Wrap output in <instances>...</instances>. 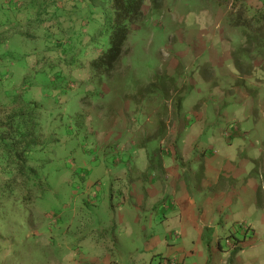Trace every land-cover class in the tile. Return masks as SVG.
I'll return each mask as SVG.
<instances>
[{"label":"rangeland","instance_id":"rangeland-1","mask_svg":"<svg viewBox=\"0 0 264 264\" xmlns=\"http://www.w3.org/2000/svg\"><path fill=\"white\" fill-rule=\"evenodd\" d=\"M231 2L163 0L160 10L149 11L150 1L145 0L147 16L129 34L109 74L91 65L107 44L102 47V40L99 42L91 32L82 37L80 26L76 35L67 31L72 42L59 43L54 37V44H58L55 49L47 36L31 37L23 43L7 41L9 54L5 44L0 47V105L12 104L13 99L15 105L11 107H27V101L33 102L37 136L26 162L28 181L24 187L0 193V264L66 263L69 251L72 264L84 263L83 255L91 257V251L82 250L78 243L91 235L80 236L77 222L88 217L96 205L87 203L88 211L83 215L73 202L82 176H89V166L96 158L106 166L111 165L107 159L138 169L160 164L158 135L169 127L195 75L204 77L212 72L203 79L212 86L219 82L212 62L223 45L210 33L212 25L226 17L229 27H234L226 34L231 41L225 45L234 66L233 50L246 47L252 41H246L248 36L263 41L248 27L229 22L234 12ZM99 17L96 29L103 22L102 15ZM192 29L197 36L189 38ZM245 54L244 50L239 56ZM250 55L255 56L253 67L256 62L257 75L252 77L264 79V52L259 55L250 48L246 57ZM244 76L239 73L230 82L219 75L227 93L236 86L245 87ZM24 78L29 82L17 88V80ZM20 93L21 97H16ZM262 96L264 99V91ZM194 169L198 170V165Z\"/></svg>","mask_w":264,"mask_h":264},{"label":"crops","instance_id":"crops-1","mask_svg":"<svg viewBox=\"0 0 264 264\" xmlns=\"http://www.w3.org/2000/svg\"><path fill=\"white\" fill-rule=\"evenodd\" d=\"M258 1L264 9V0ZM26 6V13L10 21L0 12L2 36L14 41L25 27L40 38L50 28L61 43L72 36L67 31L77 34V26L82 37L92 33L101 15L90 0H37ZM37 10L42 15L35 19ZM61 13L64 18H57ZM229 26L225 17L210 32L223 45L212 62L219 82L212 86L195 75L169 127L158 135L160 164L138 169L116 159H107L106 166L96 158L89 176H82L73 202L83 215L87 203L96 205L77 222L80 236L91 235L78 241L91 251L82 264H162L165 257L177 264H264V79L252 77L254 62L243 78L245 87L224 91L219 75L232 82L239 74L225 47L234 28ZM188 32L189 38L197 36L194 29ZM239 222L251 232L244 235ZM68 253L69 260L59 264H72Z\"/></svg>","mask_w":264,"mask_h":264},{"label":"trees","instance_id":"trees-1","mask_svg":"<svg viewBox=\"0 0 264 264\" xmlns=\"http://www.w3.org/2000/svg\"><path fill=\"white\" fill-rule=\"evenodd\" d=\"M37 0H0V12L4 14L6 19L11 20L14 14L18 12H27V3ZM99 9V13H102L103 22L99 29L93 30L92 36L95 34L97 40L102 44V47L107 44V47L91 60V65L109 74L116 64L118 63L122 52L125 49L126 41L129 34L135 30L141 22L144 21L147 16L143 11V4L145 0H90ZM109 1V5L106 4ZM149 11H158L163 7V0H149ZM226 2V0H220V2ZM18 3V4H17ZM17 4V5H16ZM232 9L229 16V22L233 25H243L248 27L253 33H256L258 37L263 41L257 42V38L254 36H248L252 41L248 42L246 47H240L238 50H233L234 63L237 67L240 76L249 74L253 65L252 59H255L254 55L246 57V54L251 50L257 51L260 55L264 52V9H262L263 2L259 5L258 0H232ZM64 6L61 7L63 9ZM35 19H38L42 15L41 10H37ZM57 11L55 12V14ZM111 18L108 19V16ZM64 14L61 13L57 18H64ZM38 17V18H37ZM26 28L22 27L20 33H16L14 40L26 41V39L33 37L26 33ZM62 30V29H61ZM87 31V29H86ZM90 31L88 30V35ZM49 37L54 44L53 39L57 40L53 29H45L42 37ZM95 37V36H94ZM7 41H11V38H7L6 35L0 37V47L5 44L7 54H9L10 46ZM64 41L66 43L72 42L71 37H67ZM55 49L58 44H54ZM16 49V48H15ZM14 49V50H15ZM12 50V51H14ZM246 51V54L242 57L239 56L240 52ZM1 52V51H0ZM52 52V51H51ZM235 54L237 55L235 57ZM50 56V55H46ZM250 62V63H249ZM211 67L210 65L208 66ZM43 67H40L42 70ZM212 71V69H211ZM210 75H204V77H210ZM27 77V75H26ZM240 80V79H239ZM29 81L26 78L18 82L17 88L25 86ZM243 84V83H240ZM21 93L16 97H21ZM31 101H27V107L24 105L11 107L15 103V100H11L9 105H0V193L6 191H12L16 187H24L25 183L29 179V173L27 169V157L30 146L37 143V136L35 134L36 123V105ZM26 104V103H25ZM15 105V104H14ZM25 107V108H24ZM246 234L245 232L243 233Z\"/></svg>","mask_w":264,"mask_h":264},{"label":"clouds","instance_id":"clouds-1","mask_svg":"<svg viewBox=\"0 0 264 264\" xmlns=\"http://www.w3.org/2000/svg\"><path fill=\"white\" fill-rule=\"evenodd\" d=\"M100 14L102 15V13H100ZM100 26H101V23H100ZM96 30H97V29H96ZM92 33H94V32H92ZM101 50H102V49H101ZM101 50H100V52H101ZM100 52H99V53H100ZM99 53H98V54H99ZM98 54H97V55H98ZM97 55H96V56H97ZM243 226H245V229H243ZM238 227L242 229V232H245V233H250V232H251V230H250V226H248V225L245 224L244 222H239V223H238ZM236 245H237L236 243H233V245H231V246H232L233 249H235V248H236ZM163 259H164V258H163ZM163 259H162L161 261H163ZM162 264H163V263H162Z\"/></svg>","mask_w":264,"mask_h":264},{"label":"built area","instance_id":"built-area-1","mask_svg":"<svg viewBox=\"0 0 264 264\" xmlns=\"http://www.w3.org/2000/svg\"><path fill=\"white\" fill-rule=\"evenodd\" d=\"M245 229V226H243ZM163 264H177V260L175 258H164L162 261Z\"/></svg>","mask_w":264,"mask_h":264}]
</instances>
